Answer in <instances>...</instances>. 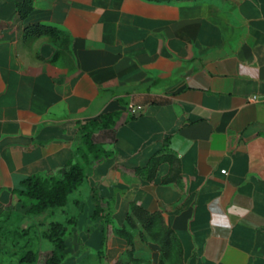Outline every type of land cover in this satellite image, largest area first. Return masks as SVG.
Returning a JSON list of instances; mask_svg holds the SVG:
<instances>
[{"label": "crops", "instance_id": "1", "mask_svg": "<svg viewBox=\"0 0 264 264\" xmlns=\"http://www.w3.org/2000/svg\"><path fill=\"white\" fill-rule=\"evenodd\" d=\"M23 2L0 0V211L93 131L65 264H264V0Z\"/></svg>", "mask_w": 264, "mask_h": 264}, {"label": "rangeland", "instance_id": "2", "mask_svg": "<svg viewBox=\"0 0 264 264\" xmlns=\"http://www.w3.org/2000/svg\"><path fill=\"white\" fill-rule=\"evenodd\" d=\"M92 132L73 164L57 175L41 177V189L35 193L18 191L12 204L0 211V264L67 262L68 233L92 195L90 166L99 155ZM57 224L62 228L55 235Z\"/></svg>", "mask_w": 264, "mask_h": 264}, {"label": "trees", "instance_id": "3", "mask_svg": "<svg viewBox=\"0 0 264 264\" xmlns=\"http://www.w3.org/2000/svg\"><path fill=\"white\" fill-rule=\"evenodd\" d=\"M32 2H33V0H24L23 3L18 5L19 13H20L21 17H25L32 10V8H33ZM36 30H38V29H36ZM40 30L41 29H39V31ZM88 138H89V136L85 135L83 138V142L87 143ZM22 186H23V192H26L27 194L28 193L29 194L35 193L36 189H38V190L41 189V177H39V176L30 177V178H28L22 182ZM61 228H62V225H60V224L55 225V235L59 234L57 232Z\"/></svg>", "mask_w": 264, "mask_h": 264}, {"label": "built area", "instance_id": "4", "mask_svg": "<svg viewBox=\"0 0 264 264\" xmlns=\"http://www.w3.org/2000/svg\"><path fill=\"white\" fill-rule=\"evenodd\" d=\"M258 99V97L257 96H253L252 98H251V100H257ZM129 111H130V113L131 114H133V115H140L143 111H144V107L142 106V105H136V104H133V103H131L130 105H129ZM224 173H226V171H223Z\"/></svg>", "mask_w": 264, "mask_h": 264}]
</instances>
